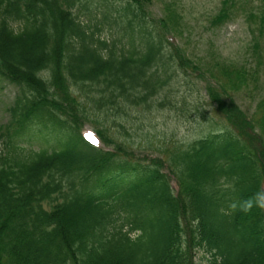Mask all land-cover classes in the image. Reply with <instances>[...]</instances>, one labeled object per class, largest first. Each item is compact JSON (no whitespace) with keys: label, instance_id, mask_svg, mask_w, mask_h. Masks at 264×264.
<instances>
[{"label":"trees","instance_id":"16d2710c","mask_svg":"<svg viewBox=\"0 0 264 264\" xmlns=\"http://www.w3.org/2000/svg\"><path fill=\"white\" fill-rule=\"evenodd\" d=\"M81 1L86 12L73 13ZM151 5L126 0L114 10L123 28L109 42L100 36L112 5L0 0V79L18 90L0 130V264H197L201 254L210 264H264V98L250 116L233 99L256 73L212 54L210 64L199 60L201 75L179 49L167 55L175 12L165 5L154 25ZM238 8L260 60L264 0H220L210 24L222 26ZM169 72L201 79L227 128L171 148L166 162L134 161L108 128L96 131L106 151L83 141L87 108L91 122L98 111L125 134L124 108L173 106L165 94L158 100ZM24 141L54 142L35 151Z\"/></svg>","mask_w":264,"mask_h":264},{"label":"rangeland","instance_id":"374dc122","mask_svg":"<svg viewBox=\"0 0 264 264\" xmlns=\"http://www.w3.org/2000/svg\"><path fill=\"white\" fill-rule=\"evenodd\" d=\"M89 1L91 7H99L101 5L109 7L112 5L113 12L125 5V0ZM165 5L171 6L172 10L174 9L176 17V21L171 25L172 28L168 27L165 32L164 46L167 54H170V46L173 44L172 46L177 47L192 62L201 66V68L199 67L201 75L205 71L203 64L199 60L210 64L212 63V54L220 56V59L230 64L238 66L249 65L251 73L255 72V70L257 71L258 81L248 83L243 88L244 90L242 89L236 94L235 98V102L242 111L248 115L252 114L257 104L264 98V38L262 39L261 59L259 60L252 56L250 52L252 36L249 25L244 19L243 11L238 8L231 20L217 27L211 25L210 21L217 14L220 0H152V5L147 9V18L153 24L162 18ZM78 8L81 7L79 6ZM82 9L85 8L83 7ZM93 15H95L94 12ZM115 19H117V16L114 12L113 16H109L108 20L103 24L104 32L100 36L103 40L111 42L120 38L123 24L118 20L117 26ZM122 19L125 18L123 17ZM79 21L84 24L89 21L83 11H81ZM90 23L93 24L94 21L91 20ZM169 75L174 76L170 72ZM186 76L188 78H184L177 73L169 81L168 86L164 88L163 94L158 96V100H161L165 94L173 106L164 110L151 108L141 111L124 108L125 114L121 115V122L124 123L123 125H125L128 135H124L120 129L110 126L109 122L111 119H104L98 111H95L94 115L99 117L97 119L93 118L94 122H91L90 118L93 115L90 108L85 110L89 116H86L87 119L80 123V133L91 141V137L96 139L95 128L97 130L98 127L108 128L113 131V134L116 135L117 132L120 134L119 137L116 135L118 139H115L118 145L125 144L126 148L132 149L134 153L132 159L134 161L144 162L158 159L160 162H166L167 152L171 148L191 143L198 138L206 136L211 131L221 130L223 126L218 116L212 114L203 101L204 83L194 79L192 73H187ZM17 94L16 88L6 81L0 80V128L8 124L10 120L9 110ZM183 102L184 105H182ZM198 107L208 110L209 118L213 122L211 126L208 127L205 122L201 121L199 116L194 114L195 109H198ZM211 127L213 129H210ZM107 136L111 140V136L115 137L111 133H108ZM24 145L31 147L33 150H38L40 146H43V144L35 141L24 142ZM1 149L2 143L0 142ZM171 183L172 189L176 191L175 182L171 180ZM196 263L209 264L207 257L202 254L197 257Z\"/></svg>","mask_w":264,"mask_h":264},{"label":"snow or ice","instance_id":"6c2138e0","mask_svg":"<svg viewBox=\"0 0 264 264\" xmlns=\"http://www.w3.org/2000/svg\"><path fill=\"white\" fill-rule=\"evenodd\" d=\"M90 139H91L92 143H94V144H96L98 146L99 141H97L94 137H91Z\"/></svg>","mask_w":264,"mask_h":264},{"label":"clouds","instance_id":"9594fccd","mask_svg":"<svg viewBox=\"0 0 264 264\" xmlns=\"http://www.w3.org/2000/svg\"><path fill=\"white\" fill-rule=\"evenodd\" d=\"M262 207H264V205H261Z\"/></svg>","mask_w":264,"mask_h":264}]
</instances>
